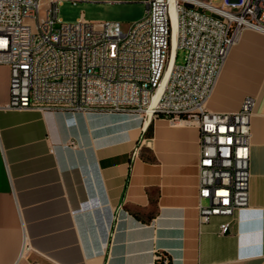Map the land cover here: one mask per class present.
<instances>
[{
	"label": "crops",
	"instance_id": "crops-1",
	"mask_svg": "<svg viewBox=\"0 0 264 264\" xmlns=\"http://www.w3.org/2000/svg\"><path fill=\"white\" fill-rule=\"evenodd\" d=\"M246 96L249 203L225 234L228 216L198 223L195 125L0 109V264H264V33L254 29L230 50L207 109L234 112Z\"/></svg>",
	"mask_w": 264,
	"mask_h": 264
},
{
	"label": "built area",
	"instance_id": "built-area-1",
	"mask_svg": "<svg viewBox=\"0 0 264 264\" xmlns=\"http://www.w3.org/2000/svg\"><path fill=\"white\" fill-rule=\"evenodd\" d=\"M63 1L141 2L146 9L123 32L116 21L60 22ZM174 21L180 63L171 54ZM245 29L264 33V0H0V64L10 69L0 109L126 112L195 125L198 223L228 216L219 225L225 234L249 203L254 97L234 112L210 111L207 101Z\"/></svg>",
	"mask_w": 264,
	"mask_h": 264
},
{
	"label": "rangeland",
	"instance_id": "rangeland-1",
	"mask_svg": "<svg viewBox=\"0 0 264 264\" xmlns=\"http://www.w3.org/2000/svg\"><path fill=\"white\" fill-rule=\"evenodd\" d=\"M222 0H213L214 5H220ZM145 4L141 2H102V1H63L58 6L57 19L60 22H74L77 19L87 21H116L119 22L123 32L127 31L131 24L140 19L145 12ZM43 15V12H40ZM58 26L56 23L55 27ZM184 52L182 49H176L174 53V62L180 63L183 60ZM0 64V83L4 82L8 74L10 77L9 66Z\"/></svg>",
	"mask_w": 264,
	"mask_h": 264
},
{
	"label": "bare ground",
	"instance_id": "bare-ground-1",
	"mask_svg": "<svg viewBox=\"0 0 264 264\" xmlns=\"http://www.w3.org/2000/svg\"><path fill=\"white\" fill-rule=\"evenodd\" d=\"M175 42H176V24L175 21L173 22V39H172V50H171V54H172V58L174 57V53H175ZM168 72L166 73V76L168 75Z\"/></svg>",
	"mask_w": 264,
	"mask_h": 264
},
{
	"label": "trees",
	"instance_id": "trees-1",
	"mask_svg": "<svg viewBox=\"0 0 264 264\" xmlns=\"http://www.w3.org/2000/svg\"><path fill=\"white\" fill-rule=\"evenodd\" d=\"M167 262H169V259H168ZM155 263H156V264H164V262H163L162 259H156V262H155Z\"/></svg>",
	"mask_w": 264,
	"mask_h": 264
}]
</instances>
